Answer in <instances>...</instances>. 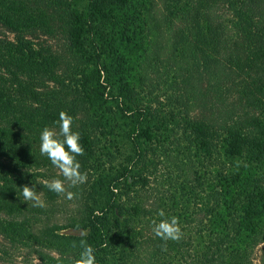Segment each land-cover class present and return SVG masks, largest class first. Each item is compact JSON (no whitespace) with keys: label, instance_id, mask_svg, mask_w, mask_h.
Segmentation results:
<instances>
[{"label":"trees","instance_id":"1","mask_svg":"<svg viewBox=\"0 0 264 264\" xmlns=\"http://www.w3.org/2000/svg\"><path fill=\"white\" fill-rule=\"evenodd\" d=\"M157 1L0 0V235L30 234L9 218L15 187L61 198L31 168L52 174L39 137L64 110L88 174L69 189L72 225L97 264H264V249L253 258L264 242V0H161L159 13ZM29 28L50 41L33 48ZM117 129L131 153L108 138ZM102 135L113 148L95 149ZM160 209L183 232L166 250L152 231ZM60 238L64 257L78 254L81 235Z\"/></svg>","mask_w":264,"mask_h":264},{"label":"rangeland","instance_id":"2","mask_svg":"<svg viewBox=\"0 0 264 264\" xmlns=\"http://www.w3.org/2000/svg\"><path fill=\"white\" fill-rule=\"evenodd\" d=\"M161 9L162 3L161 0H158L155 5V11L159 13L162 11ZM0 32H2L1 29ZM6 34H8V37L10 39L14 38L13 32H7ZM23 37L31 43L33 48L42 46L50 41V37L44 35L38 28H29L25 30L23 32ZM163 43L165 50V48L167 49L170 44L167 35H164ZM125 55L130 58L131 61V53L126 50ZM58 67L61 66L59 65ZM149 76L154 78V74ZM127 82L129 84H139L140 81L137 78H131L127 79ZM117 130L120 133V136H113V134H108V138L114 139V141L116 142L120 150H122V152L131 153L132 149L127 144V140L125 139L123 133L119 131V129ZM106 143H108V139H105V135L99 136L98 140L95 139L94 142L95 149L99 150L101 144H104V148H109L110 146H108V144ZM121 157L122 155H119L117 157V162L122 161L123 158L121 159ZM104 168L105 172H109L107 163ZM31 169L34 172L38 171L40 173L36 177L38 181L53 179V172L57 170L52 164H50V169L53 170V175L48 170H46L47 168L43 169L39 166H33ZM111 172H113V170ZM56 173L58 174V171ZM54 176L56 178V175ZM47 177H49V179H47ZM156 183L158 184L159 180ZM19 188L21 187L14 188L13 199L14 201L18 202L21 205V209H23L22 212L20 209V213L14 212L11 216H9V218L13 221H25L24 223L26 224H24L23 226L31 228L26 229V231L30 232V234L24 242L8 241L0 235V264H56V261L53 259L54 255H60L62 257L66 255V253H62L59 249L62 248L60 235L75 236L81 235V232H84L83 230H81L80 227H77V225H72V223L76 222L75 220H77L78 218V205L74 200H69L61 196V198L55 201H50L46 203V207L39 208L42 209L43 212H46L45 215H37L36 218L31 217V214H29L30 210L32 211L38 208L30 207L27 202L21 200V198L17 194V190H19ZM146 201H149V199H144L145 204H147ZM167 201L168 200L164 201L165 204L167 203ZM27 223L29 225H27ZM48 238L49 240H52L51 243L45 241ZM262 249H264V242L254 248L253 258L255 262H258ZM140 250L141 249H139L138 251Z\"/></svg>","mask_w":264,"mask_h":264},{"label":"clouds","instance_id":"3","mask_svg":"<svg viewBox=\"0 0 264 264\" xmlns=\"http://www.w3.org/2000/svg\"><path fill=\"white\" fill-rule=\"evenodd\" d=\"M56 124L58 127L45 126L42 129L39 150L41 155L47 157L58 170V176L41 183L49 191L71 200L75 197V193L69 189L83 185L88 180L87 172L81 171V163L77 159L84 154V148L80 143L81 134L73 130V117L67 111H60ZM17 194L30 207H46L43 195L36 191L35 186L24 184L17 190ZM157 215L160 219L152 221V231L164 242L162 247L166 250L168 241L178 242L182 239V228L175 215L168 216L163 209H160ZM76 246V242H73V247ZM78 247L79 252L75 256L54 255L56 264H97L96 249L88 243L84 232H81Z\"/></svg>","mask_w":264,"mask_h":264}]
</instances>
